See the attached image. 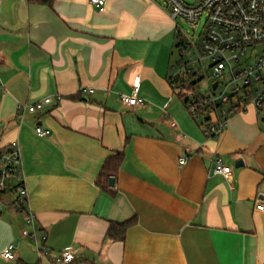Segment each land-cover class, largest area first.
<instances>
[{
	"label": "crops",
	"instance_id": "crops-1",
	"mask_svg": "<svg viewBox=\"0 0 264 264\" xmlns=\"http://www.w3.org/2000/svg\"><path fill=\"white\" fill-rule=\"evenodd\" d=\"M176 42L163 0H106L104 11L88 0H0V147H19L49 255L38 258L20 236L25 211L2 210L0 253L13 243L16 258L0 264H58L69 246V264L264 262V211L253 205L264 195L259 112L235 113L206 135L168 80ZM136 84L141 103L128 105L121 96ZM45 96L48 105L18 120V103ZM38 124L50 134L38 135ZM116 152L113 185L98 183ZM214 158L231 166L229 181L212 172ZM131 217L123 239L107 236Z\"/></svg>",
	"mask_w": 264,
	"mask_h": 264
},
{
	"label": "built area",
	"instance_id": "built-area-1",
	"mask_svg": "<svg viewBox=\"0 0 264 264\" xmlns=\"http://www.w3.org/2000/svg\"><path fill=\"white\" fill-rule=\"evenodd\" d=\"M98 11L105 10L106 0H88ZM172 18L181 17L193 28L200 17H204L203 30L196 38L182 33L176 22V49L179 59L170 64L168 80L178 89L188 83L189 87L201 79L206 83L204 94L186 93L185 107L195 119H205L203 132L217 136L225 127L227 119L239 112L253 107L257 112H264V0H195L186 3L183 0H163ZM184 34V35H183ZM187 37V38H186ZM252 50V51H251ZM188 53V57L183 55ZM250 56H254L250 60ZM208 61L204 66L203 62ZM205 67L210 69L206 76ZM217 84L213 88L212 84ZM187 84V85H188ZM222 86V87H221ZM91 92L92 88H83ZM138 85L132 87L129 95H122L121 100L128 105L141 103L137 96ZM51 102L50 96L33 102L18 103L16 114L22 121L25 112L35 113ZM264 120V117H262ZM172 126L174 121H170ZM38 135L47 136L50 129L36 125ZM1 132V127H0ZM185 156L178 158L179 165L185 164ZM212 172L230 180L231 166L220 158L212 159ZM0 191L11 195L10 203L16 210L26 212L25 227L20 230L22 238H29L40 258L49 256L44 246L46 234H39L40 225L27 205V190L22 175V162L16 142L0 147ZM8 202L0 199V213ZM254 208L264 211V195H258L253 201ZM0 256L7 260L16 258L15 245H6ZM76 257L72 247L62 249L53 258L58 264H69ZM259 264H264L261 262Z\"/></svg>",
	"mask_w": 264,
	"mask_h": 264
},
{
	"label": "trees",
	"instance_id": "trees-1",
	"mask_svg": "<svg viewBox=\"0 0 264 264\" xmlns=\"http://www.w3.org/2000/svg\"><path fill=\"white\" fill-rule=\"evenodd\" d=\"M28 2H38L46 5H51L53 0H27ZM188 83H183L179 85V90H177V95L182 98L183 97V92L182 89L180 88H188L189 84ZM186 98H183V102H185ZM197 120V119H196ZM205 119H201V121L197 120L198 125L203 129V123ZM212 136V135H209ZM123 159V154L122 152H116L110 156H108L105 161L102 164L100 174L98 176L97 182L100 183V180L106 176H110L115 174L118 171V168L122 162ZM5 197V192L0 191V199H4ZM135 222V217H131L129 219H126L122 222L116 223L112 222L110 223L108 230H107V236L113 239H123L124 234L126 229L131 226Z\"/></svg>",
	"mask_w": 264,
	"mask_h": 264
},
{
	"label": "rangeland",
	"instance_id": "rangeland-1",
	"mask_svg": "<svg viewBox=\"0 0 264 264\" xmlns=\"http://www.w3.org/2000/svg\"><path fill=\"white\" fill-rule=\"evenodd\" d=\"M183 1H185L186 3H193L195 0H183ZM204 20H205L204 17H200L197 25L194 28L189 23H187L186 21H184L181 17H178L176 19V22L178 23V25H179L180 30L182 31V33H184L186 35L187 31H189V34H188L189 37L196 38V37H198L201 34V32L203 30ZM175 51H174V54L172 56V60H173L174 63L179 59V54H178L177 50H175ZM183 57L184 58H187L188 57V53H185L183 55ZM253 59H254V56H250V60H253ZM208 63H209L208 61H204L203 62V65L204 66H207ZM205 73H206V76H209L210 75V69H208L207 67H205ZM182 88H180V89H182ZM206 88H207V86H206V83H205L204 79H201V80L196 81L193 84L192 87H190V88H184V91L183 92H186V93H199V94H204L205 91H206ZM190 96L191 95L183 94V97L182 98H184V97H190ZM258 115H259V118H260L261 125H262V127H264V120H262V117H264V112H259ZM201 119L202 118H198L197 120L198 121H201ZM8 209L16 210L11 203L5 204V208H3V212H5Z\"/></svg>",
	"mask_w": 264,
	"mask_h": 264
},
{
	"label": "water",
	"instance_id": "water-1",
	"mask_svg": "<svg viewBox=\"0 0 264 264\" xmlns=\"http://www.w3.org/2000/svg\"><path fill=\"white\" fill-rule=\"evenodd\" d=\"M216 84H217V82L214 81L213 84H212V87L214 88V87L216 86ZM242 164H243L242 161H237V162L235 163V167H238V166H240V165H242ZM107 182H108V185H113V183H114V177H113L112 175H110V176L108 177V179H107Z\"/></svg>",
	"mask_w": 264,
	"mask_h": 264
}]
</instances>
